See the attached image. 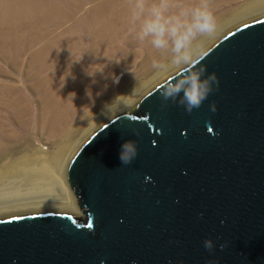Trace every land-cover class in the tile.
Listing matches in <instances>:
<instances>
[{
	"label": "water",
	"instance_id": "obj_1",
	"mask_svg": "<svg viewBox=\"0 0 264 264\" xmlns=\"http://www.w3.org/2000/svg\"><path fill=\"white\" fill-rule=\"evenodd\" d=\"M195 60L219 89L191 114L163 104L182 67L105 121L68 166L80 215L0 218V264H264V16ZM129 140L138 154L125 165Z\"/></svg>",
	"mask_w": 264,
	"mask_h": 264
},
{
	"label": "rangeland",
	"instance_id": "obj_2",
	"mask_svg": "<svg viewBox=\"0 0 264 264\" xmlns=\"http://www.w3.org/2000/svg\"><path fill=\"white\" fill-rule=\"evenodd\" d=\"M30 1L33 3L34 1L45 2V0ZM79 1L81 0H56L54 2L56 6L50 10L48 17L51 20L60 22L58 25H52L49 28L51 35L62 34L66 36V33L72 30L82 34L84 30H87L84 28L88 24V22L86 23L87 17H93L95 5L101 0L84 1V5L80 9L77 11L73 9L72 18L67 19L64 15L71 6H75ZM247 1L249 0H209V6L214 13L216 23L218 22L216 28L219 30L225 23L230 22L232 18L242 13L243 11L240 12V10L244 9V4ZM107 2V14L116 8L121 10V16H109L108 19H112L111 21L113 22L110 26L111 33L105 36L103 45L98 48H92L90 51L86 50L90 52L89 57H87V52L82 50L79 53H74V57L79 58V60L76 59L77 69L71 74L68 73L65 78L63 77L61 85L55 91L46 82L41 81L42 77L49 76L51 71H48L46 67L42 71L43 75L40 73V79V63L33 60L34 55L44 44L43 41L26 48L21 60L14 61L15 63L9 62L8 60H11V58H8V56L0 57L1 94L5 93L7 96L4 101L10 100L13 104L11 108H7L0 103V123H3V127H6H2L5 132V138L3 139L2 136V139L12 146L16 145L21 148V151L16 150L15 153L17 154H15V157L21 156L25 152L33 154L34 150H40L42 147H46L45 150L49 153V156H55L64 146L66 151H72L71 149L76 145L69 159L71 161L79 147L100 125L114 115L121 113L111 114L105 120L99 121V117L107 111L106 106L110 105L117 96L124 95L122 97L123 100L131 96H139L142 93L139 97L141 99L152 87L183 67L179 66L169 71V74L160 78L142 92L148 83L156 80L157 74L170 70L171 66H173L170 63L171 54L168 53L162 56L160 51L155 49L148 39L139 41L136 38L135 32L130 30L128 0H107ZM175 2L183 7H194L199 3V0H175ZM216 2H219L217 6L214 4ZM24 4L28 5L27 7L31 6L30 3ZM175 10L174 8L173 11ZM20 21L16 18L0 20V22L9 25ZM98 23L101 24L102 22L99 21ZM138 28L139 26L137 25V31ZM217 29L216 31H218ZM228 31L217 36H214L217 33L215 32L211 36L198 37L194 42L193 52L197 51L200 45L202 47L207 40L209 42L204 45L200 52L193 56L194 59ZM68 55L72 57L70 52H68ZM91 56L92 58H90ZM153 60L159 61L163 67L154 68ZM119 74L122 75L117 83L116 78H118ZM3 88L10 91L6 94ZM116 104L119 103L117 102ZM116 104L110 107L112 108ZM135 105L129 111L133 110ZM77 119L79 123L74 126L71 137H65L64 130L75 123ZM3 120L7 122H2ZM96 121L101 122V124ZM70 161L68 162L70 163ZM69 163L65 170L66 177ZM70 188L73 191L72 186ZM77 206L78 210L75 211L62 209H50L49 211L66 212L79 216L78 202ZM11 215L17 214H9L7 216Z\"/></svg>",
	"mask_w": 264,
	"mask_h": 264
},
{
	"label": "bare ground",
	"instance_id": "obj_3",
	"mask_svg": "<svg viewBox=\"0 0 264 264\" xmlns=\"http://www.w3.org/2000/svg\"><path fill=\"white\" fill-rule=\"evenodd\" d=\"M55 1L45 0L44 3L41 1H34L33 3L30 0H0V20L5 18L21 20L13 25L0 22V57H10L11 60H8L9 62L21 60L26 48L43 41L44 44L34 55L33 60L40 63L39 76L40 73L43 75L42 71L46 67L48 71H51L49 76L42 77V79L40 76V79L46 82L54 91L61 85L63 77L65 78L68 73L71 74L77 69L76 59L79 60V58L74 57V53H79L81 50L87 52L86 50L90 51L92 48H98L103 45L105 36L111 33L110 26L113 22L111 21L112 19H108L109 16H121V10L116 8L107 14L108 2L107 0H101L95 5L93 17H87L86 23L88 22V24L84 27L87 30H84L82 34L72 30L66 33L67 37L62 34L51 35L49 28L52 25H58L60 22L51 20L48 17L50 10L56 6L54 4ZM84 1L86 0H81L75 6H71L64 16L67 19L72 18L73 9L74 11L80 9L84 5ZM24 3H30L31 6L27 7L28 5ZM218 3L214 4L217 6ZM244 5V9L240 10V12H243L235 17L233 16L234 18L230 22L225 23L219 30L216 28L218 31H216L217 33L214 36L235 28L244 22L264 16V0H249ZM99 21L102 23L99 24ZM208 42L209 40L202 47L200 45L197 51L193 52V56L200 52ZM68 52L71 53L72 57L68 55ZM89 53L87 52V57H89ZM177 67L179 66L173 65L170 70L160 71L161 73L157 74L155 81L148 83L143 88L144 90L140 89L144 92L146 88L152 86L160 78L169 74V71ZM121 75H118V81ZM3 89L6 94L10 91L9 89ZM1 93L0 89V103L7 108H11L13 105L12 101H4L7 96L5 93ZM140 95L124 98L123 104L118 102L119 104L113 106L111 111H106L99 117V121L105 120L111 114L131 109L139 102ZM60 118L59 120H61ZM99 121L96 122L101 124ZM2 122L7 121L3 120ZM78 123L77 119L75 123L64 130L65 137H71L74 126L78 125ZM3 125V123H0V217H8L7 215L9 214L19 215L29 212H43L50 209L78 210L77 201L69 186L65 171L76 145L71 149L72 151H66L64 146L55 156H49V153L45 150L46 147H42L40 150H34L33 154L25 152L23 155L15 157V154H17L15 153L16 150L21 151V148L19 147V149L16 145L12 146L3 140L5 138V132L2 129Z\"/></svg>",
	"mask_w": 264,
	"mask_h": 264
},
{
	"label": "clouds",
	"instance_id": "obj_4",
	"mask_svg": "<svg viewBox=\"0 0 264 264\" xmlns=\"http://www.w3.org/2000/svg\"><path fill=\"white\" fill-rule=\"evenodd\" d=\"M128 4L130 30L135 32L136 38L139 41L148 39L162 56L171 54L172 65L188 69L166 83L160 95L163 104L167 105L169 102L178 104L185 112L191 114L220 86L217 73L213 71L207 74V66L199 64L200 61L193 57L194 42L198 37L211 36L216 32V18L209 6V0H199L194 7H183L175 0H128ZM153 67L161 68L163 65L153 60ZM116 82L118 83V78ZM123 96H117L110 105H107V112L112 110L111 105L117 102L123 104ZM216 110L217 104L213 101L210 111L214 113ZM137 154V142L129 140L121 145L119 158L122 164L127 165ZM151 179L150 176L146 177V181ZM226 246V243L221 244L220 249L223 250ZM204 247L213 251L215 242L211 238L206 239ZM207 264H213V261L209 260Z\"/></svg>",
	"mask_w": 264,
	"mask_h": 264
}]
</instances>
